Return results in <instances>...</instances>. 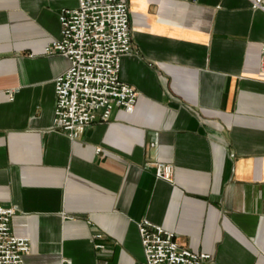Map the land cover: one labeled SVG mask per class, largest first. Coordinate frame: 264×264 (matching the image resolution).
I'll return each instance as SVG.
<instances>
[{"label":"crops","instance_id":"1","mask_svg":"<svg viewBox=\"0 0 264 264\" xmlns=\"http://www.w3.org/2000/svg\"><path fill=\"white\" fill-rule=\"evenodd\" d=\"M135 111L82 139L54 128L46 54L78 0H0V207L26 264H142L138 224L174 232L204 264H264V12L249 0H128ZM174 167L173 184L148 164Z\"/></svg>","mask_w":264,"mask_h":264},{"label":"built area","instance_id":"2","mask_svg":"<svg viewBox=\"0 0 264 264\" xmlns=\"http://www.w3.org/2000/svg\"><path fill=\"white\" fill-rule=\"evenodd\" d=\"M264 12V0H249ZM61 39L46 47V54H60L69 69L55 79L54 128L72 141L83 138L97 121L108 122L115 109L133 113L140 93L121 79L122 60L133 54L128 0H78L75 9L59 15ZM260 71L264 75V43ZM158 180L173 184L174 167L155 162ZM15 208L0 207V264H26L31 251L29 238L12 231ZM144 250L142 264H204L211 255L182 248L174 232L149 220L138 224ZM61 264H74L63 259Z\"/></svg>","mask_w":264,"mask_h":264}]
</instances>
